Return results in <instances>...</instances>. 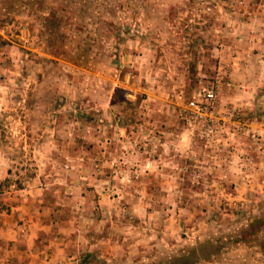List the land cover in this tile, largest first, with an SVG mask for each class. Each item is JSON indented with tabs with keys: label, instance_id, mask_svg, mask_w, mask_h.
<instances>
[{
	"label": "rangeland",
	"instance_id": "1",
	"mask_svg": "<svg viewBox=\"0 0 264 264\" xmlns=\"http://www.w3.org/2000/svg\"><path fill=\"white\" fill-rule=\"evenodd\" d=\"M0 264H264V0H0Z\"/></svg>",
	"mask_w": 264,
	"mask_h": 264
},
{
	"label": "built area",
	"instance_id": "2",
	"mask_svg": "<svg viewBox=\"0 0 264 264\" xmlns=\"http://www.w3.org/2000/svg\"><path fill=\"white\" fill-rule=\"evenodd\" d=\"M216 97V93L213 89H209L205 91L204 98L206 101H213ZM192 105H195V102L192 103Z\"/></svg>",
	"mask_w": 264,
	"mask_h": 264
}]
</instances>
